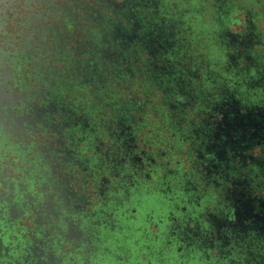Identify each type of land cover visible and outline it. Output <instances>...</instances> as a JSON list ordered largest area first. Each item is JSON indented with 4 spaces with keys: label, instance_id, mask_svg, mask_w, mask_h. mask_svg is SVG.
I'll return each instance as SVG.
<instances>
[{
    "label": "flooded vegetation",
    "instance_id": "obj_1",
    "mask_svg": "<svg viewBox=\"0 0 264 264\" xmlns=\"http://www.w3.org/2000/svg\"><path fill=\"white\" fill-rule=\"evenodd\" d=\"M160 4L0 0V264H126L119 232L156 192L158 157L174 178L158 192L171 210L149 213L143 236L222 264H264V63L252 54L264 32L251 20L237 35L227 26L231 60L254 67L253 92L224 85L206 99L190 120L194 138H184L191 148H170L189 156L188 167L171 169L166 148L139 145L131 107L145 103L119 97L125 72L176 73L168 50L180 30ZM174 79L195 91L191 79Z\"/></svg>",
    "mask_w": 264,
    "mask_h": 264
},
{
    "label": "trees",
    "instance_id": "obj_2",
    "mask_svg": "<svg viewBox=\"0 0 264 264\" xmlns=\"http://www.w3.org/2000/svg\"><path fill=\"white\" fill-rule=\"evenodd\" d=\"M223 1L225 0H161L159 7L161 14L168 17V24H175V30H180V33L175 35L176 44L168 50V58L171 59L173 68L167 70H174L176 73L162 74L163 70L158 69L155 70L154 75L152 72L140 75L137 71L135 76H131L125 72L122 75L124 80H119L121 83L119 97L127 100L129 105L134 103L131 98L140 99L138 100L140 106L145 103L144 111L138 109L139 105L131 108L135 114V127L146 129L155 135L151 140L154 143H152L153 148H166L167 151H172L170 148H191L190 144L195 136L192 132L194 127L190 122L191 118L200 105L203 107L207 103L206 99L219 96L224 85L237 88L243 96L253 92L250 86V75L253 73L252 71L248 73L245 68L249 62H246L244 56L240 60V66L231 60L230 53L234 48L229 45L230 41L225 32L227 23L224 24V21L229 11L244 12L246 15L251 12L254 17L256 15L264 17V0H226L225 4ZM155 20L160 23L159 19ZM252 54L264 63V39L263 44L255 45ZM147 56L149 57L148 54ZM187 63L190 64L189 67ZM197 69H199L198 77L195 76ZM179 75H183L187 80L191 79L195 91L188 93L189 87L183 89L178 79H174ZM161 80H164L163 84ZM167 87L171 88L167 89ZM175 98L186 102L187 106L184 108L178 104L176 109L171 108L170 101ZM121 103L122 101L119 102V106ZM189 103L197 105L194 110L191 111ZM184 116L187 120L181 122L180 118ZM186 136L193 138L184 140ZM146 141L150 142L148 139ZM159 159L161 158L158 157L157 160ZM167 160L169 158L165 157L164 162ZM157 163L154 183L156 192H159L160 186H165L163 185L165 180L174 178L168 173L165 165L159 164L161 162ZM179 172V177L184 182L186 178L182 175V171ZM175 182L176 180L172 184ZM122 225L123 233L119 232V256L128 259L126 264H147L149 259H153L157 264H191L198 259L204 264H222L214 255L208 260L202 250L197 249L191 254L190 247L177 253L173 247L168 251L170 246L165 244L163 247L164 244L161 242L147 246L148 242L150 243L149 237L143 236V232L139 230L145 241L142 245L141 237L137 238L134 234L135 226L128 222H123ZM133 242H135L134 248L131 247ZM180 254L185 255L184 259L180 258ZM181 261L183 262L180 263Z\"/></svg>",
    "mask_w": 264,
    "mask_h": 264
},
{
    "label": "rangeland",
    "instance_id": "obj_3",
    "mask_svg": "<svg viewBox=\"0 0 264 264\" xmlns=\"http://www.w3.org/2000/svg\"><path fill=\"white\" fill-rule=\"evenodd\" d=\"M248 20H251L254 23V26L261 30L262 32H264V17H259V15H256V17L250 18L248 19L247 15L244 12H231L229 11L227 13V18L224 21V24L227 23V26L229 27V31L231 34L233 35H237L238 33L241 32H245L248 30ZM242 59V56L240 58H237L236 61L239 62L238 66H240V60ZM254 67L251 68L250 71L253 70ZM258 87L256 88L257 91L259 90ZM152 132H148V130H144V129H140L139 130V145L141 147H144V145H149V142L146 141V144H144L143 139H148V140H153L154 136L153 134H151ZM150 136V137H149ZM255 154L259 155L260 154V147L255 148L254 149ZM168 157L169 160H172V162L174 164L171 165V169L177 168V169H186V167H188V163L190 162V158L186 153L180 152L177 149L172 150V151H167L165 153V157ZM162 159L156 160L157 162H161ZM178 165V166H177ZM167 194V192L165 193ZM142 200H143V206L141 207V209L138 212V218L136 221H134L133 225L135 226V228L137 229L134 234L136 235L137 238H140V242L142 245L145 244V241L142 238L141 232L140 230H143L145 228H149V224L147 223V215L149 213H152L153 216L155 218H159L161 216H167L168 213L170 212V206L168 204H164L163 201V197L160 193L158 192H152L151 194H144L142 196ZM137 202L136 199L132 200L131 204L127 205V208L134 206L135 203ZM167 223V222H165ZM148 240H150V243L148 242L147 246L149 244H154L156 243V240H152L151 237L148 238ZM154 241V242H152ZM159 246V245H158ZM131 247H135V242H133L131 244ZM120 249V248H119ZM114 253H117L118 250L117 249H113ZM120 254V251H119ZM113 261L112 264H116V260L112 259ZM152 260V264H157L156 261ZM138 261V260H137ZM140 262V261H139ZM137 263V262H136ZM191 264H204L200 261V259H198L197 261H194Z\"/></svg>",
    "mask_w": 264,
    "mask_h": 264
},
{
    "label": "snow or ice",
    "instance_id": "obj_4",
    "mask_svg": "<svg viewBox=\"0 0 264 264\" xmlns=\"http://www.w3.org/2000/svg\"><path fill=\"white\" fill-rule=\"evenodd\" d=\"M261 163H264V160H262Z\"/></svg>",
    "mask_w": 264,
    "mask_h": 264
}]
</instances>
